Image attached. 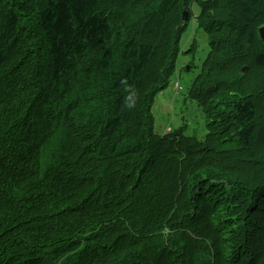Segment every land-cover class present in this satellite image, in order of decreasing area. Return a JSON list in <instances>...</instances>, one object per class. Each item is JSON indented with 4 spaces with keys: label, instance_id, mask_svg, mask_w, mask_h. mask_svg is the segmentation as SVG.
<instances>
[{
    "label": "trees",
    "instance_id": "obj_1",
    "mask_svg": "<svg viewBox=\"0 0 264 264\" xmlns=\"http://www.w3.org/2000/svg\"><path fill=\"white\" fill-rule=\"evenodd\" d=\"M193 1L0 0V264H264V0L200 2L209 133L155 132Z\"/></svg>",
    "mask_w": 264,
    "mask_h": 264
},
{
    "label": "rangeland",
    "instance_id": "obj_2",
    "mask_svg": "<svg viewBox=\"0 0 264 264\" xmlns=\"http://www.w3.org/2000/svg\"><path fill=\"white\" fill-rule=\"evenodd\" d=\"M192 9L194 16L188 22L182 37L183 52L178 58L175 75L168 88L157 96L153 108L155 130L160 135H164L168 128L176 130L183 125L187 126L188 134L198 138H202L207 132L202 109L194 99L187 96L188 82L200 73L210 50L209 34L198 28L195 18L199 12L198 4H194ZM192 46L195 49L190 51ZM190 67L194 69L190 70ZM176 82L180 83L181 89H176Z\"/></svg>",
    "mask_w": 264,
    "mask_h": 264
},
{
    "label": "water",
    "instance_id": "obj_3",
    "mask_svg": "<svg viewBox=\"0 0 264 264\" xmlns=\"http://www.w3.org/2000/svg\"><path fill=\"white\" fill-rule=\"evenodd\" d=\"M260 34H261L262 38L264 39V28L260 29Z\"/></svg>",
    "mask_w": 264,
    "mask_h": 264
}]
</instances>
